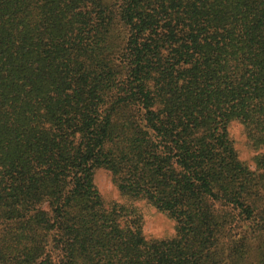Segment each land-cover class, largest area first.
<instances>
[{"label":"trees","instance_id":"1","mask_svg":"<svg viewBox=\"0 0 264 264\" xmlns=\"http://www.w3.org/2000/svg\"><path fill=\"white\" fill-rule=\"evenodd\" d=\"M0 264H264V0H0Z\"/></svg>","mask_w":264,"mask_h":264},{"label":"rangeland","instance_id":"2","mask_svg":"<svg viewBox=\"0 0 264 264\" xmlns=\"http://www.w3.org/2000/svg\"><path fill=\"white\" fill-rule=\"evenodd\" d=\"M228 133L239 159L251 170H254L255 163L253 158L259 154L260 151H257L247 140L242 124L237 121L231 122ZM94 184L103 201L109 203L118 199V192L111 182L110 174L106 170L99 169L96 171L94 175ZM143 231L147 239L172 237L175 233L174 222L165 215L151 209L146 213Z\"/></svg>","mask_w":264,"mask_h":264}]
</instances>
